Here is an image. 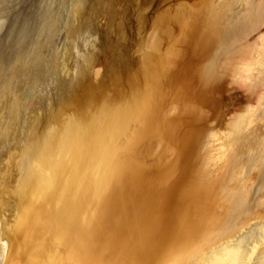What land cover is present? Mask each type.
I'll list each match as a JSON object with an SVG mask.
<instances>
[{
    "label": "rangeland",
    "instance_id": "374dc122",
    "mask_svg": "<svg viewBox=\"0 0 264 264\" xmlns=\"http://www.w3.org/2000/svg\"><path fill=\"white\" fill-rule=\"evenodd\" d=\"M110 3L90 2L76 41L70 9L59 0H6L0 12V222L7 242L0 264H25L28 255L22 159L79 116L85 123L104 117L97 162L130 178L126 191L110 192L111 206L137 211L138 219L155 215L156 230L164 211L165 218L176 212L177 222L190 217L189 206L213 233L264 224V0H116L114 9ZM22 10L35 11V24L45 23L39 10L62 24L36 59L24 51L28 33L15 41L4 35L14 14L16 27L28 23ZM178 12L194 15L195 26ZM37 58L46 59L43 73ZM112 254L106 259L116 260Z\"/></svg>",
    "mask_w": 264,
    "mask_h": 264
},
{
    "label": "bare ground",
    "instance_id": "6f19581e",
    "mask_svg": "<svg viewBox=\"0 0 264 264\" xmlns=\"http://www.w3.org/2000/svg\"><path fill=\"white\" fill-rule=\"evenodd\" d=\"M5 1L6 0H0V12L4 10ZM68 1L69 3L65 7ZM91 1L92 0H72L71 2V0H59V4L67 8V10L70 9L72 23L78 29V27H81V19L83 15H85V10L89 7ZM107 1L109 0H105V2ZM110 2V8L114 9V7H116V0H110ZM24 11L25 10H22L23 15L28 19V21H26L28 23H25L24 19L23 22L21 24L19 23V26L16 27V25H18L16 19L19 20V18L17 14H14V20L9 24L4 35L13 34V40L15 41L16 39H20L22 34L28 33L31 37L28 38L29 42L24 51L30 52L31 57L34 59L39 56L37 53L39 49H41L40 47L45 45L43 43L49 42L46 41L48 35L59 31L62 24L55 19L51 13H45L47 11L43 10H39L38 12L42 13L44 16L45 23L40 21L35 24V11L32 13ZM179 14L182 15L179 20L182 19L184 24L195 26L193 14V16H190L188 12L187 15L183 13ZM160 16L158 19H160ZM176 16L177 14L174 15V17ZM26 24L28 25L26 26ZM79 31H81V28L78 30L74 29V33H72L74 34L73 38L75 37L74 41L77 40L76 37ZM40 34L43 36V39H40ZM152 34V37H154V33ZM52 37L53 36H51V38ZM44 40L46 42H44ZM147 43L150 45L148 40ZM38 60V65H35L39 66L40 70H42L40 71L38 68V71L43 73V68L45 69L47 64L43 66L44 62L42 60L46 59L42 58V60H40L39 58ZM52 62L56 63L55 60ZM60 62L62 61L60 60ZM60 62H58V64H60ZM52 64L54 65V63H51V66H53ZM29 67H31V65ZM32 67L30 69H32ZM17 68L19 71L21 70V68ZM57 68H60V66ZM53 70H55V68H53ZM33 73L34 72H32V74ZM47 73L48 70L44 75ZM37 74H39V72H37ZM24 75L28 76V74ZM24 75L20 76V81L21 79H28L26 76L23 78ZM31 75H29V77ZM35 75L36 74H34V79H37ZM44 75L40 76L44 78L46 77ZM51 75H53V73ZM40 76L38 75L39 78ZM31 77L33 78V76ZM50 77H46V80L47 78L49 80ZM55 77H57V75ZM52 78L54 80L56 79L54 75ZM54 80V83H59ZM29 85L30 84L26 86ZM34 86L36 85L33 84V88ZM51 86L52 85H50L49 89L53 90ZM23 88L24 86L21 89L23 90ZM28 88L29 95V92H32V89H30L32 87L29 86ZM45 88H47V86H45ZM22 92L24 94L25 90ZM33 94V92L30 94L31 97ZM24 96L26 97V94ZM74 98H71V100ZM31 99L32 98L29 100ZM67 99V104L72 103L73 105L76 103V98L73 100L75 103L73 101L69 102V97H67ZM25 102L23 101V104H25ZM62 105H60V107H62ZM26 106L28 107V104ZM98 115H100V119L96 117L86 123L84 121L85 117L79 116L80 118H76L74 123L71 121V123H73V125H69L71 127L62 125L58 128L59 130L54 134L55 136L52 139H49L47 136L43 138L44 141H37L34 154L32 156H25L22 159V167L23 169H27L25 171V176L21 178L20 186L22 187L21 194L23 200L20 201L24 204V216L28 215L29 221L32 224V228L27 230L26 241L23 239L26 242L27 248H29L26 257L27 264H125V257H133L136 259L137 261L134 264H166L169 260H173L172 263L174 264H264V224L257 225L259 222L250 227H246L247 229L244 227L245 225H243V223L231 224L224 231L213 233L210 227L208 228L206 226L207 224L204 225L205 222H201L202 219L199 217L197 218L196 210L189 206L190 208L187 209L189 210L190 217L188 219L184 217L185 220L181 219L177 222L174 221L175 219L172 216L173 214H177L176 212L167 209L171 214L165 218L166 212L164 211L163 218L166 221L160 223L161 225L159 224V226H161V228L159 227V229L156 230L155 225H157L158 222L155 224V215H150L145 219H138L134 217V215H137V211L133 210L131 212L129 209L126 214L125 209L122 208L121 205L111 206L110 192L113 189L126 191L130 178L127 176L120 177L112 170H106L104 165L97 162L99 154L98 148L101 145L100 139L103 137L106 129L104 117L101 114ZM59 116L60 115H57L54 119L58 124L60 123ZM87 123L91 124L87 125ZM45 132L47 133V130ZM49 133L50 132H48V134ZM30 134L34 135L32 133L28 135ZM35 141L34 139H29L27 144L33 146ZM32 158L35 159V163L32 161ZM18 193L19 192H17V194ZM19 195L16 198H21ZM130 215L132 218H130ZM178 216L180 215L178 214ZM169 217H171V221H167ZM21 221L23 222L24 220L21 219ZM238 221L240 222L239 219ZM1 224L0 222V254L5 257L4 248L7 242L5 241L4 243L2 238L3 234L1 233L3 230ZM243 227L245 229H243ZM5 230L8 232L7 229ZM11 234L13 236L14 234L16 235L14 232L10 233V235ZM108 251H115L117 253L115 255L118 256L117 259L114 261L107 260L106 253ZM141 251H146L147 253H141ZM15 256L17 255L15 254ZM13 260L14 259H12V262ZM11 263L9 262V264Z\"/></svg>",
    "mask_w": 264,
    "mask_h": 264
}]
</instances>
